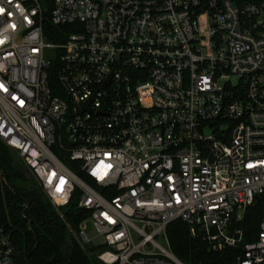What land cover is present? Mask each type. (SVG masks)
<instances>
[{
  "label": "built area",
  "instance_id": "obj_1",
  "mask_svg": "<svg viewBox=\"0 0 264 264\" xmlns=\"http://www.w3.org/2000/svg\"><path fill=\"white\" fill-rule=\"evenodd\" d=\"M0 140L102 264H185L177 220L264 264V0H0Z\"/></svg>",
  "mask_w": 264,
  "mask_h": 264
},
{
  "label": "trees",
  "instance_id": "obj_2",
  "mask_svg": "<svg viewBox=\"0 0 264 264\" xmlns=\"http://www.w3.org/2000/svg\"><path fill=\"white\" fill-rule=\"evenodd\" d=\"M14 160L20 163L0 140V224L16 249V264H102L94 256L97 249L82 248L67 232L68 226L77 229L87 212L72 199L60 208L61 217L35 180L13 166ZM262 218L263 204L256 197L237 224L244 241L256 238ZM167 235L173 254L185 264H232L239 254L238 248L211 251L207 241L192 236L180 220L168 225Z\"/></svg>",
  "mask_w": 264,
  "mask_h": 264
},
{
  "label": "rangeland",
  "instance_id": "obj_3",
  "mask_svg": "<svg viewBox=\"0 0 264 264\" xmlns=\"http://www.w3.org/2000/svg\"><path fill=\"white\" fill-rule=\"evenodd\" d=\"M85 225V232L87 234V236L92 240V243L94 245L99 244L102 241L101 236L98 234V232L95 230V228L93 227L91 221H86L84 223ZM94 256L96 257V254L94 253Z\"/></svg>",
  "mask_w": 264,
  "mask_h": 264
},
{
  "label": "water",
  "instance_id": "obj_4",
  "mask_svg": "<svg viewBox=\"0 0 264 264\" xmlns=\"http://www.w3.org/2000/svg\"><path fill=\"white\" fill-rule=\"evenodd\" d=\"M13 166H14L15 168L21 170V171L23 172L25 178H27L28 180H33V179H34V177H33L32 173H31V171H30L27 167L21 165L17 160H14V162H13ZM87 247H88L89 249H92V245H91V244H88ZM67 249H68V244H66V245L64 246V250H67Z\"/></svg>",
  "mask_w": 264,
  "mask_h": 264
}]
</instances>
